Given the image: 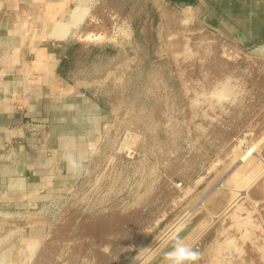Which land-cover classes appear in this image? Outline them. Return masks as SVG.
Listing matches in <instances>:
<instances>
[{"label":"rangeland","instance_id":"obj_1","mask_svg":"<svg viewBox=\"0 0 264 264\" xmlns=\"http://www.w3.org/2000/svg\"><path fill=\"white\" fill-rule=\"evenodd\" d=\"M78 5L55 29L72 33L58 74L105 116L60 212L37 239L0 232V264H172L177 246L188 264H264L262 44L196 2Z\"/></svg>","mask_w":264,"mask_h":264},{"label":"crops","instance_id":"obj_2","mask_svg":"<svg viewBox=\"0 0 264 264\" xmlns=\"http://www.w3.org/2000/svg\"><path fill=\"white\" fill-rule=\"evenodd\" d=\"M166 1L196 2L221 30L264 48V0ZM78 2L0 0V144H7L0 155V232L11 236L44 233L37 212L84 175L105 116L98 102L59 76L63 58L52 49L71 36L69 29L55 36V29L72 19ZM30 122L41 127L31 131Z\"/></svg>","mask_w":264,"mask_h":264},{"label":"built area","instance_id":"obj_3","mask_svg":"<svg viewBox=\"0 0 264 264\" xmlns=\"http://www.w3.org/2000/svg\"><path fill=\"white\" fill-rule=\"evenodd\" d=\"M29 128L31 131H37L38 128L41 127V124H37V123H34V122H30L28 124ZM7 147V144H0V155H1V152ZM66 191V190H63L59 193H57L56 195H54L52 198H50L46 203L45 205L37 212L36 214V218H45V215L49 213V211H53V216L55 217L54 214L56 213H59L60 212V209H61V205H60V199H62V193ZM24 233V232H23Z\"/></svg>","mask_w":264,"mask_h":264},{"label":"clouds","instance_id":"obj_4","mask_svg":"<svg viewBox=\"0 0 264 264\" xmlns=\"http://www.w3.org/2000/svg\"><path fill=\"white\" fill-rule=\"evenodd\" d=\"M166 255L172 264H188L189 261H196L199 254L190 248L177 246Z\"/></svg>","mask_w":264,"mask_h":264},{"label":"bare ground","instance_id":"obj_5","mask_svg":"<svg viewBox=\"0 0 264 264\" xmlns=\"http://www.w3.org/2000/svg\"><path fill=\"white\" fill-rule=\"evenodd\" d=\"M263 48V47H262ZM258 50V49H257ZM259 51V50H258ZM263 54V53H262ZM245 154V153H244ZM244 156V155H243Z\"/></svg>","mask_w":264,"mask_h":264},{"label":"water","instance_id":"obj_6","mask_svg":"<svg viewBox=\"0 0 264 264\" xmlns=\"http://www.w3.org/2000/svg\"><path fill=\"white\" fill-rule=\"evenodd\" d=\"M159 244H160V243H159ZM159 244H158V245H159ZM158 245H157V246H158ZM157 246H156V247H157ZM156 247H155V248H156Z\"/></svg>","mask_w":264,"mask_h":264},{"label":"trees","instance_id":"obj_7","mask_svg":"<svg viewBox=\"0 0 264 264\" xmlns=\"http://www.w3.org/2000/svg\"><path fill=\"white\" fill-rule=\"evenodd\" d=\"M62 62H64V60Z\"/></svg>","mask_w":264,"mask_h":264}]
</instances>
